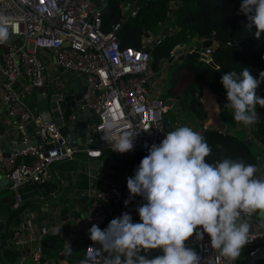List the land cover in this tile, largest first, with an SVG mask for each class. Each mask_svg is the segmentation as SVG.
Instances as JSON below:
<instances>
[{
	"label": "built area",
	"instance_id": "2783aa9c",
	"mask_svg": "<svg viewBox=\"0 0 264 264\" xmlns=\"http://www.w3.org/2000/svg\"><path fill=\"white\" fill-rule=\"evenodd\" d=\"M178 2L173 0L169 3V29ZM124 7L131 9L132 14L136 12L129 2L125 1ZM0 14L9 17L15 24V31L9 30L8 41L0 44V118L4 124V128H0V175L12 182L9 187L14 194L13 208L20 207L23 201L22 184L27 181L47 182L53 176L54 162L72 158L78 151L53 119L40 121L39 116L34 115L24 98V88L33 87L45 92L50 83L55 92L61 93L69 82L66 71L77 76L84 75L81 99L84 106L91 108L89 120L92 121L90 130L86 132L89 142L84 147L89 157H99L104 151L123 157L126 153L112 151L113 138L123 131L138 133L133 149L139 148L144 157L149 154L152 144H159L165 138L167 131L163 114L174 105L178 111L180 105L174 98H161L166 77L165 64L162 72L154 71L150 65V49L164 36L162 30L158 33L147 30L138 47L121 46L120 23L115 22L105 30L102 27L101 5L91 0H0ZM208 39L213 43L204 48L196 46V43L182 44L170 55L176 60L180 53L199 50L210 59L218 40L213 36ZM167 100H172V104H166ZM208 116L207 109V116L200 125L188 121L185 126L203 136L205 130L213 129ZM181 119L176 113L174 123L181 126ZM34 120L37 124L34 133L41 141L29 142L30 132L26 126ZM106 121L115 123L117 127L104 140L102 125ZM6 133L13 134L9 147L4 143ZM93 139L98 142L96 146L90 143ZM18 142L25 145L17 147L15 144ZM50 142L54 143L53 146L45 147ZM206 160L208 163L222 161L220 158ZM256 175L262 176L260 172ZM88 196L91 203L86 220L90 228L93 224L100 226L107 219L110 222L124 212L131 214L133 222H140L137 206L147 202L136 195L125 207V200L130 198L125 181L108 183L89 192ZM255 215L243 217L252 219ZM61 230L62 224L57 222L43 223L35 234L16 228L10 235V241L17 253L29 249L27 257L30 264H51L42 239ZM257 238L264 241V223L259 228L250 229L247 244L251 248L241 263L224 257L219 250L212 248L210 236L206 233L203 240H198L194 233L185 243L197 252L199 264H257V258L264 260L263 254L254 256L259 249L255 243ZM70 242L68 233L64 247ZM99 248L100 245L92 240L86 241L81 261L92 256L96 264H101L106 253L97 251ZM24 257L26 255H22L21 259Z\"/></svg>",
	"mask_w": 264,
	"mask_h": 264
},
{
	"label": "clouds",
	"instance_id": "9594fccd",
	"mask_svg": "<svg viewBox=\"0 0 264 264\" xmlns=\"http://www.w3.org/2000/svg\"><path fill=\"white\" fill-rule=\"evenodd\" d=\"M240 13L247 17L246 28H255V36L264 35V0H242ZM15 24L0 14V44L9 39ZM227 101L224 105L233 119L245 126L257 122V104L264 107V98L257 88L264 83V71L259 78L248 68L238 75L229 71L221 76ZM219 107V105H217ZM117 125L106 121L102 125L103 139H108ZM138 133L123 131L112 141V151L127 153L134 148ZM211 147L205 138L189 126H179L167 132L159 144H152L149 154L127 178L129 200L136 195L147 202L137 206L140 222H133L130 213L112 219L107 228L93 224L89 238L103 250L101 264H199L197 252L186 246L196 234L211 239V246L236 260L248 243L251 225L242 216L264 213V176L254 164L237 159L206 162ZM91 249V248H90ZM162 249L163 254L149 259L141 251ZM72 247L69 245L68 254ZM96 264L89 256L81 264Z\"/></svg>",
	"mask_w": 264,
	"mask_h": 264
},
{
	"label": "trees",
	"instance_id": "16d2710c",
	"mask_svg": "<svg viewBox=\"0 0 264 264\" xmlns=\"http://www.w3.org/2000/svg\"><path fill=\"white\" fill-rule=\"evenodd\" d=\"M101 5L102 27L108 30L111 24L120 23L119 41L121 46H135L141 44L143 35L147 30L158 33L162 30V25L168 20L169 3L173 0H125L130 3L131 8L138 7L134 14L131 9H126L121 0H91ZM242 0H179L174 8V21L172 27L161 38V40L151 47V68L154 71H161L165 64L166 87L162 93V99L174 98L185 110L188 118L200 125L207 116L211 117L212 102L219 104L220 118L231 127L226 131L208 129L203 132V137L211 147V154L206 158L214 160L220 158L224 149L228 158H236L255 164L258 154L251 145L254 140L264 142V107L257 104L256 111L258 120L256 123L247 126V131L253 136L251 144L245 141L242 128H236L242 123L236 122L230 111L224 108L228 103L226 91L220 83L221 76L229 71H235L238 75L243 68H248L251 74L259 78V73L264 71V35L259 39L255 36V28L248 30L247 17L240 13ZM211 36L217 40H223V46H214L213 53L216 57L214 64L200 57H183L169 61L171 52L180 44L189 45L194 38L199 40L208 39ZM184 70L189 71V80L183 82ZM208 92L210 101L204 99L203 87ZM257 95L264 98V83L257 88ZM165 128L167 132L174 131L180 125L174 123L176 112L170 107L163 114ZM0 128L4 124L0 119ZM129 156L140 163L144 155L139 148L134 149ZM12 197L5 195L0 199V213L4 210L8 220L19 210L12 207ZM109 219L99 227L103 230L107 228ZM70 226L62 224V230L57 234L45 235L42 245L47 257L52 260L51 264H57L58 260H64L67 264H80L83 257L85 242L82 237L75 238L64 247L65 237L69 233ZM13 230L7 233L11 235ZM69 245L72 247L71 254H68ZM250 245L246 244L240 256L247 255ZM15 250L6 249V264H14ZM141 255H146L149 259L158 256L144 251ZM239 256V257H240ZM239 257L237 259H239ZM236 259V260H237ZM257 264H264L261 258H257ZM54 262V263H53Z\"/></svg>",
	"mask_w": 264,
	"mask_h": 264
},
{
	"label": "crops",
	"instance_id": "0c3cea01",
	"mask_svg": "<svg viewBox=\"0 0 264 264\" xmlns=\"http://www.w3.org/2000/svg\"><path fill=\"white\" fill-rule=\"evenodd\" d=\"M169 23L170 20L164 22L161 29ZM197 41L201 40L194 38L192 43ZM183 74V77L188 76L185 81L187 82L189 80V71L184 70ZM48 84L50 85V83ZM29 88L31 89L30 91L28 90ZM29 88L22 90L24 98H26V91L32 94L28 99H25L27 102L34 97L36 91H39L37 88ZM205 88L207 87H203L204 92ZM227 128H229V125H227ZM236 128H242L244 138L249 136L251 139L253 137L247 131V126L240 124ZM10 134L6 133L4 137L6 147L11 146ZM78 135H80V132H78ZM253 140L256 149H260L257 154H260L264 150V144L255 139ZM87 143L86 141L85 146ZM129 154L130 152L123 157H117L110 151H104L99 157H89L85 154L84 147H82L78 148L72 158L54 162L52 166L53 176L50 180L43 184L27 181L20 186L23 201L11 220L6 219V228L0 232V236L4 241L10 242V235L7 233L10 230L23 228L29 233L35 234L43 223L57 222L70 226V240L77 237H82L84 242L91 240L88 232L90 226L86 220L91 203L88 193L108 183L117 182L122 158H125L130 164H140L134 162ZM263 175L264 172L262 171ZM5 195H10L12 200L14 199L13 190L9 185H5L0 191V199ZM83 196H85V202L82 201ZM2 213L6 214V211L4 210ZM253 218L252 220L242 216V219L248 220L251 228H259L264 223V213L257 212ZM6 249H9V246L3 248L4 264L7 262L4 255ZM242 258L243 256H240L236 261L241 263ZM262 261L264 260L262 259ZM20 264H30L29 257L22 258ZM57 264L67 263L64 260H58Z\"/></svg>",
	"mask_w": 264,
	"mask_h": 264
},
{
	"label": "water",
	"instance_id": "95a60500",
	"mask_svg": "<svg viewBox=\"0 0 264 264\" xmlns=\"http://www.w3.org/2000/svg\"><path fill=\"white\" fill-rule=\"evenodd\" d=\"M121 1L123 2V4L125 3V0ZM134 9L137 10L138 7H134ZM169 27L170 26L168 24L163 27L162 35H165L167 33ZM212 43L213 42L211 39H203L201 41H197L196 46L204 48ZM217 45L223 46L224 41L218 40ZM192 56L208 60L210 64L215 65L213 59L216 57V53H212L209 59V56L205 55L204 53H201L199 50H193L187 53H180L177 58H188ZM174 59V56L170 55L168 60L172 61ZM65 73L69 79V82H66L65 88L62 89L61 93L55 92V89L53 87L50 88L51 90L47 89L45 92H42L41 90L36 91L34 93V97L27 102V105L32 110L35 116H39L40 121L53 119L58 125V128L61 133L69 139V143L77 148H82L85 147L86 141L89 142V140L86 139V132L91 128L89 120V113L91 111V108L84 106L83 101L81 99L83 86L85 84V77L83 74L77 76L74 72L66 71ZM204 99L207 101L211 100L208 95V92L204 93ZM166 104H172V100H167ZM217 105H219L217 102H212L213 111L212 118L210 120V125L213 129H220L221 131H224L227 128V124L220 118V110ZM26 129L30 132L31 140L29 142H36L37 139L41 141L39 135L34 133V130L37 129V124L35 120L27 124ZM78 132H80V135H78ZM9 137L12 138L13 134H10ZM245 141L248 144L252 143L249 136L245 138ZM90 143L93 146H96L98 142L93 139L90 141ZM53 144L54 143L52 142L46 143L45 147H52ZM15 145L17 147H23L25 144L22 142H18ZM129 152L133 154L134 149L130 150ZM226 158L232 159L226 157L224 149H222L220 159L223 160ZM233 159L240 160L245 164H250L240 159L239 157ZM254 165L258 167V172H260V170L264 172V150L260 154H258L257 161ZM138 166L139 165L130 164L125 158H122L117 182L125 181L127 183V178L129 176H134L135 169ZM11 183V180H9L7 177L0 175V191L5 185H11ZM82 201H86L85 196L82 197ZM7 218L8 216L6 214L0 213V232L6 228L5 222ZM255 243L259 246V249L255 251L254 256L259 257L261 254H263L264 257V241L257 238L255 240ZM6 246H9L10 250H15V247L12 245L11 241H4L3 238L0 236V264H4L3 248ZM146 252L156 255L163 254L162 249H149L146 250ZM28 253V248H25L20 253H16L14 263L19 264L22 255L27 256Z\"/></svg>",
	"mask_w": 264,
	"mask_h": 264
},
{
	"label": "rangeland",
	"instance_id": "374dc122",
	"mask_svg": "<svg viewBox=\"0 0 264 264\" xmlns=\"http://www.w3.org/2000/svg\"><path fill=\"white\" fill-rule=\"evenodd\" d=\"M166 71H167V68H166ZM186 79H188V76H184L183 77V82H185L186 81ZM165 82H166V79H165ZM164 82V85H163V87H162V92H161V96H162V93H164V90H165V87H166V83ZM31 88H33V87H31ZM51 88V85H49V87H48V89L49 90H51L50 89ZM29 91L31 90L30 88L28 89ZM25 94H26V98L25 99H28L29 97H30V95H32V94H30V92H25ZM179 103V102H178ZM179 105H180V108L178 109V111L175 109V105L172 107L173 108V110H176V113H178V115H180L181 116V122H182V124H181V126H185V123L186 122H191V120L188 118V116L186 115V113H185V110L184 109H182L181 108V104L179 103ZM90 122H92V121H90ZM192 123V122H191ZM229 128L231 129V127L229 126ZM240 135H242V136H244L241 132H239V131H237ZM252 147H253V149H254V151L256 152V153H258L259 151H260V149H256V147H255V145L253 144V145H251ZM258 148V147H257ZM260 173L262 174V170H260ZM79 238H81V237H79ZM28 258V257H27ZM81 261V260H80Z\"/></svg>",
	"mask_w": 264,
	"mask_h": 264
},
{
	"label": "bare ground",
	"instance_id": "6f19581e",
	"mask_svg": "<svg viewBox=\"0 0 264 264\" xmlns=\"http://www.w3.org/2000/svg\"><path fill=\"white\" fill-rule=\"evenodd\" d=\"M212 111H213V109H212V105H211V118H212ZM211 120V119H210Z\"/></svg>",
	"mask_w": 264,
	"mask_h": 264
}]
</instances>
